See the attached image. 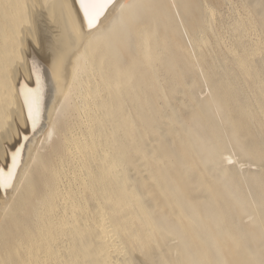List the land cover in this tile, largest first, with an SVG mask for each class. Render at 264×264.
<instances>
[{"label": "bare ground", "instance_id": "6f19581e", "mask_svg": "<svg viewBox=\"0 0 264 264\" xmlns=\"http://www.w3.org/2000/svg\"><path fill=\"white\" fill-rule=\"evenodd\" d=\"M202 4L201 22L206 28L213 8L208 3ZM160 5L161 0H114L98 26L89 30L78 0H0V169L7 173L12 166L13 154L19 151L12 187L0 189V264H264V237L261 234L264 227V170L240 172L244 164L239 165L240 161L234 160L237 155L219 152L217 147L222 144L213 139L217 130L208 126V121L202 123L198 115L199 121L191 125L192 132L182 126L187 137L191 139L194 135L193 139L196 137L199 141L193 149L204 169L201 166L202 172L193 177L186 176L188 173L185 175L186 164L176 155L172 154L175 158L165 163L166 156L157 152V141L150 139L143 146L141 138L132 134L130 123L135 119L138 124L150 123L169 100L159 83L153 84L157 87L146 88L139 72L157 50L158 21L159 16H163L159 14ZM173 5L177 13L174 2ZM236 10L232 12L239 14ZM184 19L189 28V40L195 45V51L193 48L191 51L196 56L205 40L202 30L205 28L193 17ZM161 38L160 41L166 42L168 37L165 41ZM222 41L224 39H220V43ZM162 45L164 48L165 44ZM259 49L260 45L257 51ZM165 51L162 49V53ZM243 51L247 52L245 48ZM262 51L259 52L262 54ZM234 62L237 68H245L246 74L250 75L244 59L235 58ZM162 63L159 65L163 68ZM33 66L40 78L35 125L29 119L22 94L24 87L36 88ZM174 72L169 74L168 82L172 90L179 83V75ZM150 76L157 77L155 73ZM251 76L254 86L261 84L256 73ZM224 91L220 87L214 88L212 99L213 95L218 96L219 102L226 104L221 100ZM241 107L242 111L244 108ZM195 108L198 109L197 105ZM162 114L165 115L164 111ZM261 123L263 125L264 121ZM147 127L151 128L149 124ZM173 127L174 124L168 128L173 131ZM224 144L226 146H222L227 149L228 143ZM167 149L171 151L169 146ZM131 153L137 158L135 162ZM236 167L239 171H231ZM132 169H136V175L131 173ZM213 170H220V174L218 171L213 176ZM211 176L222 186L223 191H218L220 197L215 193L216 188L213 191L210 187ZM243 213L253 223V229L244 230L240 226L238 216Z\"/></svg>", "mask_w": 264, "mask_h": 264}, {"label": "rangeland", "instance_id": "374dc122", "mask_svg": "<svg viewBox=\"0 0 264 264\" xmlns=\"http://www.w3.org/2000/svg\"><path fill=\"white\" fill-rule=\"evenodd\" d=\"M233 1V2H232ZM242 1H243V3H242ZM172 3L171 5H170V3ZM173 2H174V4L176 5L175 7L176 8H178L177 10V13H175L176 11H174V5H173ZM224 2V3H223ZM227 2V3H226ZM202 3H208L209 5H211L212 6V8H213V13L212 14H210V15H208V25H206L207 27L205 28V26L202 24V22H201V20H202V18H201V16H203L204 15V11H203V4ZM226 3V4H225ZM234 5H233V4ZM244 3H245V5H244ZM229 6H228V5ZM168 5V6H167ZM224 5V6H223ZM195 6V7H194ZM228 6V7H227ZM168 7H169V9H168ZM221 7H223V8H221ZM235 7H237V9H238V11L236 10V8ZM247 7V8H246ZM173 8V9H172ZM176 8H175V10H176ZM226 8V9H225ZM227 8H229V9H227ZM172 9V10H171ZM218 12H216L215 10ZM220 9H222V10H220ZM249 9V10H248ZM166 10V11H165ZM220 10V11H219ZM232 10L233 11H237V12H239V14H237L236 12H232ZM248 10V11H247ZM170 11H172V14H173V11H174V13L175 14H173L174 16H171L170 15ZM192 11H193V13H192ZM215 11V12H214ZM227 13H226V12ZM250 11V12H249ZM165 12H170V13H168V14H165ZM179 12V13H178ZM220 12V13H219ZM231 13H233L234 14V17H233V14H231ZM235 13H236V15L237 16H235ZM244 13V14H243ZM159 14H161V15H163V16H165V17H163V16H159V21H158V36H160V37H157V39H156V45H157V50L149 57V59L147 60V62H145L143 65H142V67H141V70H139V72H140V80L142 79V82L144 81V85H145V87L147 88L148 86V88H153V87H157V85H153V84H157V83H159L158 85L161 87V88H163L162 90H163V92H165V95H167V97H166V100L167 99H169V100H167V101H165V103L162 105V107L163 106H169V107H163L164 108V110H163V108L161 107V109H162V111H160L159 110V116L157 115V116H155L151 121H150V123L148 122V123H141L140 121H138V122H140V124H138L137 123V119H135L132 123H130V127H131V130H132V134H133V136L135 137V138H141V144L143 145V146H146V143L150 140V139H154L155 141V143H156V141L158 142V143H156L157 145H159V149L157 150V152L158 153H161V154H163V155H165L166 157H165V163L166 162H168V160L169 161H171L172 159H174L175 158V156L174 155H176L178 158H180V160H181V162L183 163V164H186V166L184 167L185 168V170L187 171H185V175L186 176H190V177H193V176H196L197 175V173H199V172H202V170L204 169L203 168V166H202V164L200 163V161L198 160V158L196 157V155H195V153H194V146H197V144L199 143V141L196 139V137H194V139H193V136L194 135H191L192 137H191V139L189 138V137H187V134L188 133H185V132H183V127H188L189 129H190V131L192 132V126H193V124H194V122L197 120V121H199V119H197V118H199V116L201 117L200 118V120H201V122L202 123H204L205 124V122L206 121H208V123H207V125L209 126H212V127H214L213 129L216 131V133L215 134H213V139H215L216 141H220L221 142V144L222 145H224V146H226L224 143L226 142V144H227V149H224V147L222 146V145H218V147H217V149H219V152L220 153H228V154H231V155H234V156H236L237 155V157H235V161H240V162H242V163H240L239 162V165H242V164H244L243 165V167H241L240 168V172H242V171H250L251 173H254V172H259V171H263L264 170V124L262 125V123L261 122H263L264 121V0H252V2L250 1V0H161V5H160V7H159ZM229 14V15H228ZM230 14H231V16H230ZM178 15H179V17H178ZM181 15H183L184 16V18H186V19H189V18H194V19H197L198 21H199V25H201L202 27H204L205 29H202V30H204V32H203V34H204V37H205V40H204V42L202 43V45L199 47V50H198V52L197 53H201V55H200V53L199 54H197L196 53V56L193 54V50L195 51V45H194V43L191 41V40H189L190 38H189V35H188V32H189V28H188V25L186 26V21H185V19L181 16ZM212 15V16H211ZM223 17H222V16ZM225 15L227 16H230V17H228V19H227V17H225ZM240 15V16H239ZM252 15V16H251ZM213 16H214V18H213ZM217 16V17H216ZM173 17H175V18H173ZM181 17L183 18V20L181 19ZM225 17V18H224ZM232 17V18H231ZM244 17V18H243ZM247 17V19H245ZM252 17V18H251ZM216 18H217V20H216ZM220 18V19H219ZM223 18V19H222ZM237 18V19H236ZM173 19H174V22H173ZM179 19H180V21H179ZM211 19V21H209ZM227 21H226V20ZM213 20L215 21V22H213ZM252 20V21H251ZM217 21V22H216ZM223 23H221V22ZM231 21V22H230ZM240 21V22H239ZM254 21V22H253ZM180 22V23H179ZM185 24H184V23ZM228 22H230V23H228ZM178 23H179V25H178ZM221 23V24H220ZM226 23H228V24H226ZM240 23V24H239ZM255 23H257L256 25H257V27H255L254 26V24ZM159 24L161 25V27L163 28V30L161 31V27L159 26ZM163 24H166V26H163ZM181 24V25H180ZM212 24V25H211ZM227 25V26H225V25ZM251 24V25H250ZM198 25V26H199ZM223 25V26H222ZM241 25H243L242 26V28L240 29V27H241ZM247 25H248V28H246L247 27ZM177 26V27H176ZM180 26V27H179ZM219 26V27H218ZM234 26V27H233ZM236 26H237V28H236ZM184 29H183V28ZM213 27V28H212ZM233 27V28H232ZM167 28H170V29H167ZM211 28V29H210ZM227 28H228V30H227ZM236 28V29H235ZM164 29H166L165 31H164ZM173 31H172V30ZM181 29V30H180ZM213 29V30H212ZM232 29H233V33H232ZM235 29V30H234ZM239 29H240V31H239ZM253 29V30H252ZM212 30V31H211ZM257 30V31H256ZM180 31H182V32H180ZM187 33H186V32ZM228 31V32H227ZM247 31V32H246ZM250 31V32H249ZM253 31V32H252ZM161 32H163L162 34H163V36L165 37H168V38H163V36L162 35H160L161 34ZM165 32H167V33H165ZM215 32H217V33H215ZM223 32H224V34H223ZM237 32V33H236ZM171 33H173V34H171ZM179 33V34H178ZM182 33V34H181ZM212 33H214V34H212ZM249 33H250V35H249ZM251 33H252V35H251ZM256 33V34H255ZM176 34V35H175ZM206 34V35H205ZM223 34V35H222ZM227 34V35H226ZM239 36H238V35ZM245 34V35H244ZM254 34V35H253ZM171 35H173L172 37H171ZM179 35V36H178ZM217 35H218V38H217ZM221 35H222V38H221ZM232 35V36H231ZM233 35L235 36V37H233ZM244 35V36H243ZM249 37H248V36ZM177 36V37H176ZM184 36V37H183ZM215 36V37H214ZM231 36V37H230ZM250 36H252V38L250 37ZM164 39H162V38ZM171 37V38H170ZM180 37H182V40L184 39V41H182L181 39H180ZM229 38L227 41H225L226 40V38ZM232 37H233V39H232ZM243 37H246V38H243ZM262 37V38H261ZM159 38H161L163 41H165L166 40V42H162V41H160V39ZM170 38V39H169ZM178 38V39H177ZM248 38V39H247ZM249 38H251V39H249ZM261 38V40H259ZM209 39V40H208ZM220 39H224V41H222L221 43L223 44V46H222V44L220 43ZM239 40V41H237V40ZM246 39H247V41L248 42H246ZM258 39V40H257ZM172 40V41H171ZM191 42H189V41ZM236 40V41H235ZM242 40V41H241ZM250 40V41H249ZM256 40V41H255ZM171 42L170 44H169V42ZM215 41V42H214ZM252 41V42H251ZM255 41V42H254ZM261 41V42H260ZM262 41H263V43H262ZM160 42V43H159ZM173 42V43H172ZM186 42V43H185ZM227 42H228V44H227ZM229 42H231V43H229ZM236 42V43H235ZM238 42V43H237ZM244 42H246V43H244ZM257 42V43H256ZM211 43V44H210ZM236 45H235V44ZM241 43V44H240ZM244 43V44H243ZM249 43V44H248ZM161 44V45H160ZM162 44H165V46H164V48H163V45ZM166 44L169 46L170 45V47L172 48L173 46L174 47H176V50L174 51V47L172 48V51H174V52H172L171 50H170V47L168 48V46H166ZM171 44H177V45H172L171 46ZM183 44V45H182ZM257 44H258V46H257ZM182 45V46H181ZM232 45V46H231ZM245 45V46H244ZM247 45V46H246ZM253 45V46H252ZM259 45H260V49H259V51L261 50H263L262 51V54H261V52H259V51H257L258 50V47H259ZM183 46H185V47H187L186 49H185V47H183ZM193 46V47H192ZM211 46V47H210ZM227 46H229L227 49H226V47ZM235 48H234V47ZM238 46V47H237ZM241 46H243V47H241ZM250 46L251 47H253V48H250ZM255 46H257L256 48V50L255 51H253L254 49H255ZM160 47V48H159ZM241 47V48H240ZM158 48H159V50H158ZM166 48V49H165ZM182 48H184V49H182ZM193 48V49H192ZM202 48H204V49H202ZM207 48H209V49H207ZM211 48V49H210ZM224 48H225V50H224ZM233 48L234 49H236V50H233ZM244 48H245V50L247 51V52H244L243 50H244ZM162 49H163V51L164 50H169V51H167V54H166V51H165V53H162ZM191 49H192V51H191ZM230 49V50H229ZM232 49V50H231ZM242 51H241V50ZM252 50V51H251ZM187 52L190 56H188L187 55V53H184V52ZM202 51V52H201ZM213 51V52H212ZM226 51H228V52H226ZM235 51H236V53H235ZM171 52V53H170ZM242 52V53H241ZM251 52V53H250ZM161 53H162V56H161ZM169 53V54H168ZM173 53H174V55H173ZM209 53V54H208ZM233 53V54H232ZM250 54L249 56H247L248 54ZM252 53H255L254 55L252 54ZM164 54H166L167 56H165V57H167V59L164 57ZM170 54H171V56H170ZM179 54V55H178ZM228 54H230V55H228ZM232 54V55H231ZM256 54H257V58H255L256 57ZM260 54V55H259ZM156 55V56H155ZM172 55H173V58H171L172 57ZM177 55H178V57H177ZM185 56V58L183 57H181V56ZM194 56V58H192L193 56ZM244 55H246L247 57L246 58H248V59H246L245 58V56ZM259 55V56H258ZM262 55V56H261ZM158 56V57H157ZM161 56V57H160ZM168 56H170V57H168ZM211 56V57H210ZM238 56V57H237ZM240 56V57H239ZM242 56V57H241ZM243 56H244V58H243ZM253 58H252V57ZM153 57V58H152ZM164 57V58H163ZM209 57H210V59H209ZM216 58V59H213V58ZM251 57V58H250ZM150 58H152V60H150ZM171 58V59H170ZM180 58V59H179ZM195 58H196V60H195ZM219 58V59H218ZM233 58V59H232ZM235 58H239V59H244L245 60V62H246V64L248 65V69H249V73H250V75H247L246 74V71L244 70L245 68H240V67H238L237 68V66H236V64H235V62H234V59ZM263 59V62L261 61L262 59ZM162 59H164V60H162V62H161V60ZM166 59V60H165ZM185 59H187V60H185ZM199 59V60H198ZM257 59V60H256ZM156 62L157 60H159V61H157V62H160V63H162L164 66H163V68L161 67V65H159L160 63H157V64H155V62ZM171 60H173V61H171ZM203 60H204V62H203ZM214 60H216V61H214ZM249 60H252V61H250L249 62ZM151 61V62H150ZM164 61H166V63H168L167 65H165L164 63ZM169 61V62H168ZM176 61V62H175ZM186 61H187V63H189V66H188V64L186 63ZM175 62V63H174ZM198 62H199V64H198ZM257 62V63H256ZM177 63V66L175 65ZM185 63V64H184ZM253 63V64H252ZM169 64L172 66L173 65V67L172 68H169L170 66H169ZM179 64V65H178ZM187 64V65H186ZM251 64H252V67H251ZM256 64V65H255ZM261 64H263V65H261ZM148 65V66H147ZM152 65H153V67H152ZM156 65V66H155ZM159 65V66H158ZM175 65V66H174ZM186 65V66H185ZM190 65H191V70H190ZM227 65V66H226ZM230 65V66H229ZM250 65V66H249ZM144 66V67H143ZM169 66V67H168ZM188 66V67H187ZM199 66V67H198ZM160 67L162 68V69H160ZM187 67V68H186ZM220 67V68H219ZM159 68V69H158ZM173 68H175L176 70H175V72H174V69ZM239 68H240V70H239ZM261 70H260V69ZM155 69V70H154ZM156 69L158 70V71H156ZM171 69H173V71H170ZM221 69V70H220ZM226 69V70H225ZM256 69V70H255ZM162 72V71H164V70H166V72H165V75L166 76H168L167 78H168V80L166 79V76L163 74V73H161L160 71ZM201 70V71H200ZM231 70V71H230ZM255 70V71H254ZM147 71V72H146ZM182 71H185V72H182ZM194 71V72H193ZM244 71V72H243ZM263 73H262V72ZM173 72L174 73H177L178 75H179V79H178V81H179V83H178V85H177V90H176V88L175 89H171V88H169V86H170V73H171V75L173 74ZM196 72V73H195ZM202 72V73H201ZM230 72V73H229ZM237 72H239V73H241L242 75H239V74H237ZM261 74H260V73ZM153 73H155V75L157 76L156 78L155 77H152V78H150L151 76V74H153ZM160 73V74H159ZM180 73V74H179ZM220 73H221V75H220ZM252 73H256L257 74V79H258V81H260V85H253V83L252 82H254L253 81V76H251L252 75ZM158 74L160 75V76H158ZM186 74V75H185ZM191 74V75H190ZM247 76H246V75ZM145 75V76H144ZM184 75V76H183ZM195 76L194 78L196 79H194L193 80V76ZM225 75V76H224ZM235 75V76H234ZM237 75H239V76H237ZM260 75V76H259ZM203 78H202V77ZM222 76V77H221ZM158 77H159V80H158ZM186 77V78H185ZM220 77H221V79H220ZM224 77L226 78V79H224ZM239 77V78H238ZM242 77V78H241ZM261 77V78H260ZM192 78V79H191ZM207 78H209V80L207 79ZM220 79V80H218L217 81V79ZM161 79H162V81H161ZM223 79H224V81H223ZM240 79V80H239ZM261 79L263 80V81H261ZM189 80V81H188ZM201 80V81H200ZM165 81V82H164ZM184 81H185V83H184ZM223 81V82H222ZM237 81V82H236ZM152 82V83H151ZM156 82V83H155ZM163 82V83H162ZM169 82V83H168ZM195 82L197 83V85L195 84ZM200 82V83H199ZM203 82H205V84L203 83V85H202V83ZM226 82V83H225ZM229 82H231V83H229ZM208 84V86H207V84ZM224 83V84H223ZM147 84H149V85H147ZM151 84V85H150ZM162 84V85H161ZM165 84V85H164ZM183 84H185V85H183ZM230 84V85H229ZM235 84V85H234ZM240 84H242V85H240ZM251 84V85H250ZM153 85V86H152ZM212 85V86H211ZM239 85V86H238ZM151 86V87H150ZM168 86V88H166ZM190 86H192V87H190ZM205 86H206V88H205ZM225 86V87H224ZM236 86V87H235ZM242 86V87H241ZM244 86V87H243ZM221 88V90H224L225 89V91H224V94L221 96V100L223 101V102H225L226 101V104H223V103H221V102H219V99L218 98H220V97H216L215 95H213L214 96V99H212V94L214 93V88ZM240 87V88H239ZM254 87L256 88V89H254ZM262 87V88H261ZM165 88V89H164ZM181 88V89H180ZM189 88V89H188ZM199 88V89H198ZM208 88V89H207ZM210 88V89H209ZM223 88V89H222ZM229 88V89H228ZM238 88V89H237ZM243 88V89H242ZM246 90H245V89ZM198 91H197V90ZM241 89V90H240ZM248 89V90H247ZM253 89V90H252ZM258 89H260V90H258ZM173 91L172 93H171V91ZM179 90H181V92L179 91ZM193 92H192V91ZM208 90V91H207ZM210 90V91H209ZM233 90V91H232ZM252 90V91H251ZM257 90V91H256ZM166 91H168L167 93H166ZM191 91V92H190ZM197 91V92H199V93H195V92ZM232 91V92H231ZM249 91V92H248ZM261 91V92H260ZM209 92V93H208ZM241 92V93H240ZM244 92H246V94L244 93ZM263 92V93H262ZM193 93V94H192ZM230 93H232V95L230 94ZM244 93V94H243ZM260 93H262V94H260ZM183 96H182V95ZM186 94V95H185ZM195 94V95H194ZM197 94H199V95H197ZM257 94V95H256ZM170 95V96H169ZM180 95H181V98H180ZM238 95V96H237ZM247 95V96H246ZM249 95H250V99H252V100H250L249 99ZM176 96L178 97V98H176ZM185 96V97H184ZM252 96V97H251ZM262 96V97H261ZM171 97V98H170ZM183 97V98H182ZM204 97V98H203ZM236 98V100H234L235 98ZM240 97V98H239ZM260 97V98H259ZM217 98V99H216ZM232 98H234V99H232ZM244 98V99H243ZM172 99V100H171ZM174 99V100H173ZM178 99L180 100V101H178ZM189 99V100H188ZM193 99V100H192ZM194 99H195V101H194ZM200 99L203 101V104H202V101H200ZM262 99V100H261ZM186 100H187V102H189V103H191V104H189V103H187L186 102ZM171 101H172V103H171ZM192 101V102H191ZM194 101V102H193ZM249 101V102H248ZM185 102V103H184ZM196 102V103H195ZM201 102V103H200ZM251 102V103H250ZM253 102V103H252ZM169 103H171V104H169ZM175 103H176V105H175ZM198 103V104H197ZM217 103V104H216ZM237 103V104H236ZM242 103H243V105H242ZM247 103V105H245ZM260 103V104H259ZM167 104V105H166ZM178 104V105H177ZM182 104V105H181ZM186 104V105H185ZM195 104V105H194ZM202 104V105H201ZM251 104V106H248V105H250ZM253 104V105H252ZM174 105V106H173ZM180 105V106H179ZM187 105H188V107H187ZM196 105H197V108L198 109H196L195 107H196ZM240 105L242 106L241 107V109L242 108H244L242 111L240 110ZM178 106V107H177ZM183 106H185V107H183ZM193 106V107H192ZM199 106V107H198ZM212 106V107H211ZM254 108H253V107ZM174 107V108H173ZM204 107H206V108H204ZM210 107V108H209ZM237 107V108H236ZM181 108V109H180ZM211 108L213 109V110H211ZM252 108H253V110H252ZM263 108V109H262ZM177 111L176 113H175V110ZM180 109V110H179ZM183 109V110H182ZM189 109H190V111H189ZM249 109V110H248ZM263 111H262V110ZM167 110H170V111H167ZM171 110H172V112H174V113H172L171 114ZM193 110V111H192ZM199 110V111H198ZM209 110V111H208ZM256 110H257V112H256ZM163 111H164V113H165V115L164 114H162L163 113ZM166 111V112H165ZM179 111H181V114L180 113H178ZM183 111V112H182ZM188 111V112H187ZM202 111L204 112V113H202ZM243 111H244V115H243ZM160 112H162L161 113V116H160ZM169 112V113H168ZM185 112L187 113V114H185ZM193 112V113H192ZM199 112H201V113H198ZM248 112V113H247ZM182 113H184L183 114V116H182ZM195 113V114H194ZM245 113H246V115H245ZM258 113V114H257ZM193 114V115H192ZM201 114V115H200ZM204 114V117H205V119H204V117L202 116ZM217 114V115H216ZM226 114V115H225ZM247 114H249L250 116H248ZM167 115V116H166ZM172 115V117H171V119H170V116ZM175 115H176V117L178 118H176L175 117ZM184 115H186V116H184ZM194 116V117H191V116ZM198 115V117L196 118V116ZM225 115V116H224ZM242 115V116H241ZM164 116V117H163ZM247 116V117H246ZM260 116H261V118H260ZM158 117V118H157ZM159 117H161V118H159ZM182 117V118H181ZM203 117V118H202ZM254 117V118H253ZM159 120H157V119ZM250 118V119H249ZM259 118V119H258ZM162 119H164V121L162 120ZM194 119V120H193ZM230 119L232 120H234V121H230ZM254 119L256 120V121H254ZM157 122H155V121ZM162 120V121H161ZM165 120H166V122H165ZM173 120V121H172ZM186 121V122H183V123H185V124H182V121ZM189 120V121H188ZM191 120V121H190ZM170 123H169V122ZM171 121H172V123H171ZM179 121V122H178ZM152 122V123H151ZM188 122H190V123H188ZM40 123V122H39ZM189 124L188 126H187V124ZM217 123V124H216ZM136 124H137V126H136ZM148 124H149V126H151V128L150 127H147L148 126ZM173 124H174V127H173V131H172V129H170V128H168L170 125H171V127L173 126ZM226 124V125H225ZM231 124V125H230ZM138 125H140V126H138ZM169 125V126H168ZM184 125V126H183ZM192 125V126H191ZM134 127V130L132 129L133 127ZM153 126V127H152ZM160 126V127H159ZM165 126H168V127H165ZM180 126V127H179ZM183 126V127H182ZM234 126V127H233ZM146 127V128H145ZM162 127V128H161ZM148 128V129H147ZM155 128V129H154ZM164 128H165V130H164ZM179 128V129H178ZM147 129V130H146ZM152 131H151V130ZM156 129H159L160 131H158V130H156ZM166 129H169V131L168 130H166ZM148 130H150V131H148ZM175 130L177 131V132H175ZM180 130V131H179ZM224 130V131H223ZM162 131H164V132H162ZM167 131V132H166ZM170 131H172V132H170ZM219 131V132H218ZM136 134H135V133ZM155 132V133H154ZM166 132V133H165ZM168 132H170V133H168ZM178 132H180V133H178ZM188 132H189V130H188ZM151 133V134H150ZM161 133H163V135L161 134ZM184 133V134H183ZM224 133L225 134H227V135H224ZM139 134H140V136H139ZM154 134V135H153ZM156 134H157V136H156ZM192 134V133H191ZM147 135H148V137H147ZM167 137H165V136ZM170 135V136H169ZM172 135V136H171ZM174 135V136H173ZM178 135L180 136V135H183V136H180L179 138H178ZM185 135V136H184ZM219 135V136H218ZM258 135V136H257ZM137 136V137H136ZM142 136H144V137H142ZM161 136V137H160ZM165 137V140L164 139H162V138H164ZM175 136H176V138H178V139H176L175 138ZM261 136V137H260ZM160 137V138H159ZM172 137V138H171ZM184 137V138H183ZM227 137V138H226ZM216 138H221V139H216ZM226 138V139H225ZM233 138V139H232ZM175 140V142H174V140ZM183 139L185 140H187V142L189 143V145H188V143H186V140H185V142H183ZM193 140V142H190V140ZM260 139V140H259ZM166 140H167V142H166ZM169 140H170V142H169ZM176 140H177V142H176ZM224 140H225V142H224ZM252 140H253V142H252ZM165 142V143H164ZM169 142V143H168ZM178 142H179V145H177L178 144ZM180 142H182V143H180ZM196 142H198V143H196ZM249 144H248V143ZM163 143V144H162ZM171 143H173L172 145H171ZM185 143V144H184ZM193 143H195L194 145H193ZM263 143V144H262ZM175 144V146H173ZM183 144H184V146H183ZM247 144V145H246ZM164 145V146H163ZM169 146V148L171 149V151H169V149H167L168 148V146ZM180 145L182 146V147H180ZM171 146V147H170ZM185 146H187L186 148H188V149H190L191 151H192V149H193V151H192V153H191V151L190 150H183V149H186L185 148ZM228 146H230V148L228 147ZM166 147V148H165ZM245 147V148H244ZM173 148V149H172ZM176 148H177V150H176ZM221 148V149H220ZM160 149H162L161 151H160ZM252 150L251 152L249 151V152H247L248 150ZM230 150H231V152H233V153H231L230 152ZM177 151V152H176ZM183 151V152H182ZM244 151H246V152H244ZM174 152V153H173ZM176 152V153H175ZM230 152V153H229ZM171 153V154H170ZM181 153V154H180ZM172 154H174V155H172ZM184 154V155H183ZM183 155V156H182ZM186 155V156H185ZM191 155V156H190ZM195 155V156H194ZM135 155H133V153H131V158H132V160L134 161H136V157H134ZM185 156V157H184ZM239 156V157H238ZM252 156V157H251ZM182 157H184V158H182ZM188 157H190V160H189V158ZM254 157V158H253ZM185 158H187L186 160H185ZM167 159V160H166ZM193 159V160H192ZM185 160V161H184ZM189 160V161H188ZM134 161V162H135ZM245 161V162H244ZM247 161V162H246ZM187 162V163H186ZM189 162V163H188ZM192 162V164H190ZM194 163H196V164H194ZM249 163H251V164H249ZM254 166H253V165ZM192 165H194V167L192 166ZM259 165H261V166H259ZM189 166H191V167H189ZM201 166H202V168H201ZM263 166V167H262ZM193 167V168H192ZM198 167V168H197ZM262 167V168H261ZM132 168H134V167H132ZM183 168V169H184ZM191 168V169H190ZM257 168V169H256ZM193 169H196V172H195V170H193ZM199 169V170H198ZM190 170H192V171H190ZM237 170L239 171V169H237V167L236 168H233L231 171H233V172H237ZM218 171H219V173H218ZM191 174H190V173ZM192 172H195V173H192ZM131 173L133 174H135L136 175V169H132L131 170ZM216 173H218V174H220V170H213L212 172H211V174H213V176H215V175H217ZM225 173H227V172H225ZM133 174V175H134ZM190 174V175H189ZM139 177H142L141 175H138ZM213 176H211L212 177V179H211V177H210V182L212 181V183H210L211 184V188L213 189H215V193L218 195L221 191H223L222 190V186L220 185V183L218 182V183H216V182H214V179L213 178H215V177H213ZM213 182L214 183H216L215 185L213 184ZM195 184V183H194ZM214 189H213V191H214ZM218 191H220V192H218ZM214 193V192H213ZM224 193V192H223ZM216 194H214L215 196H217ZM217 197H220V195H218ZM243 214H245V213H243ZM243 214H241V217H239L238 216V221H239V223H240V226H242V228L245 230L246 228H248V229H250V228H252L254 225H253V223L251 222V220L249 219V217H248V220H247V214H245L244 216H245V218L242 220V215ZM243 216V217H244ZM239 218H241V219H239ZM241 220L243 221V222H241ZM244 220H246V221H244ZM249 220H250V222H249ZM253 229V228H252ZM262 231V233L261 234H263V237H264V227H263V230H261ZM249 234H251V233H248V235ZM262 236V235H261ZM218 243H220V242H218Z\"/></svg>", "mask_w": 264, "mask_h": 264}, {"label": "snow or ice", "instance_id": "6c2138e0", "mask_svg": "<svg viewBox=\"0 0 264 264\" xmlns=\"http://www.w3.org/2000/svg\"><path fill=\"white\" fill-rule=\"evenodd\" d=\"M80 11L83 13L84 20L86 21L89 30L95 29L98 26L101 18L106 15V11L113 5L114 0H78ZM33 73L36 74V88L24 87L22 94L24 95V102L28 108L29 119L35 125L34 112L38 113V102L40 94V78L39 74L33 66ZM19 151L12 156V166L8 172L5 173L0 169V189H9L12 187V178L15 175V169L18 163Z\"/></svg>", "mask_w": 264, "mask_h": 264}]
</instances>
